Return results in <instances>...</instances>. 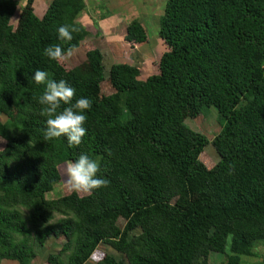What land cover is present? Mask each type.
<instances>
[{"label":"trees","instance_id":"trees-1","mask_svg":"<svg viewBox=\"0 0 264 264\" xmlns=\"http://www.w3.org/2000/svg\"><path fill=\"white\" fill-rule=\"evenodd\" d=\"M34 1L14 28L18 3L0 0V262L33 264L56 233L46 264H87L102 243L122 258L93 264H210L216 255L241 264L264 246V0H165L157 38L166 50L145 79L127 63L106 78L97 48L85 53V70L48 59L47 46L75 50L88 35L77 21L85 3L51 0L37 17ZM63 24L77 29L69 42L58 38ZM147 39L140 20L128 23L125 43ZM36 70L91 99L79 146L44 140ZM203 107L221 121L212 140L184 123ZM208 144L219 157L210 167L200 158ZM80 154L99 161L108 185L46 199L57 167ZM179 198L185 207L174 206Z\"/></svg>","mask_w":264,"mask_h":264},{"label":"rangeland","instance_id":"rangeland-1","mask_svg":"<svg viewBox=\"0 0 264 264\" xmlns=\"http://www.w3.org/2000/svg\"><path fill=\"white\" fill-rule=\"evenodd\" d=\"M18 3L17 11L10 23L14 28L19 23V14L25 5L26 0H16ZM51 0H35L34 13L37 17H41L45 8ZM85 9L77 20L88 32V35L80 42L77 49L68 59L60 63L65 69L78 67L85 70L86 58L85 53L97 48L103 56L104 75L108 77V70L113 64L127 63L135 65L140 71V79L157 72V64L159 56L166 50L157 38L158 16L161 15L165 0H84ZM132 20H140L147 30L148 39L144 44L131 45L124 42L125 29ZM240 43L247 52H251L253 46L248 45L246 41L240 39ZM111 87L108 81L101 84V94H109ZM193 117H186L184 123L195 132L201 133L209 140L219 132L221 122L218 119L217 112L214 108H200V113H195ZM0 120L5 121L2 116ZM219 122V123H218ZM4 143L0 139V149ZM201 160L207 167L212 166L219 157L215 153L211 144H208L201 155ZM60 164L57 169L60 174V180L54 184L53 190L45 195L46 199H56L61 197L67 187L64 184V165ZM80 196L87 194L78 193ZM186 200L179 198L175 202V207L183 208ZM59 233L53 237H49L44 244L37 249V258L33 264H46L45 259L50 253H55L59 248ZM94 257L87 263L93 264L94 260L101 258L102 255H111L115 259L120 260L122 257L116 254L106 244H100L96 250ZM252 256H241V264H261L264 260V246L261 242H256L253 248ZM228 252L226 246L225 253ZM223 261V256H211L210 264H219ZM0 264H15L14 262L2 261Z\"/></svg>","mask_w":264,"mask_h":264},{"label":"clouds","instance_id":"clouds-1","mask_svg":"<svg viewBox=\"0 0 264 264\" xmlns=\"http://www.w3.org/2000/svg\"><path fill=\"white\" fill-rule=\"evenodd\" d=\"M76 28L68 24L57 28L58 38L63 42L73 39ZM73 47L64 49L61 45H49L43 50V55L57 63L65 62L73 54ZM43 70H36L33 80L38 85H45L37 102L42 106L40 115L45 117L44 140L66 137L69 147L79 146L87 134L85 127L88 119L86 110L91 109L92 101L86 97H76V89L65 80L55 81L48 78ZM62 105L64 107H62ZM3 150V149H0ZM100 172L98 160L91 159L86 154H80L75 161L64 165V184L69 191L91 194L93 190L106 187L109 181L97 174Z\"/></svg>","mask_w":264,"mask_h":264}]
</instances>
